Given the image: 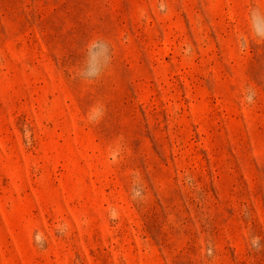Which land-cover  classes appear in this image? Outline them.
<instances>
[{"label":"rangeland","instance_id":"374dc122","mask_svg":"<svg viewBox=\"0 0 264 264\" xmlns=\"http://www.w3.org/2000/svg\"><path fill=\"white\" fill-rule=\"evenodd\" d=\"M0 264H264V0H0Z\"/></svg>","mask_w":264,"mask_h":264}]
</instances>
